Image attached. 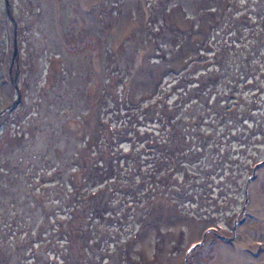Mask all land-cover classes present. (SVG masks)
Here are the masks:
<instances>
[{
  "label": "rangeland",
  "instance_id": "1",
  "mask_svg": "<svg viewBox=\"0 0 264 264\" xmlns=\"http://www.w3.org/2000/svg\"><path fill=\"white\" fill-rule=\"evenodd\" d=\"M225 3V0H221L215 7L202 10L205 17L201 16V11L199 21L195 24L192 23L191 15L179 4L166 10L163 19L167 22L191 28L188 35H192L191 44L187 46L192 48L184 52L183 60L180 61L179 56H171L183 50L182 43L188 36L173 53L165 57L158 56L154 40L146 32L149 27V0H12V11L17 21V82L21 99L8 112L0 114V146L3 144V150L0 149V156L3 157L0 163V208L1 217L7 218L13 228L11 235H16L17 231L24 228L22 218L15 214V194L23 192L29 198L28 209L37 203L35 197L38 195L44 199L45 210L49 213L40 210L36 215L25 217L33 220L35 232L19 236L24 241L36 239L35 245L39 251L42 249L41 244L47 240L48 227L52 225L54 231L57 228L55 225L66 222L71 230L73 245L69 262L86 263L82 248L91 227V201L97 199L93 194L98 189L92 181L97 166L109 159L108 126L105 121H108L111 110L108 103L110 92L118 99L128 97L136 103L154 94L156 86L169 80L174 70L188 58L194 57L201 64L212 60L213 52L221 46V38L211 28L208 29V25ZM206 40L214 44L209 51L202 46ZM8 47L4 0H0V108L8 99L16 96V88L10 83L7 72ZM169 57L172 59L165 61ZM116 67L120 71H115ZM39 84H52L51 97L67 96L83 108L77 107L82 111L79 110L80 114L76 116H71L66 110L62 117L56 116L54 121L48 122L38 132L39 140L32 143V149L35 148L41 154L33 157V167L37 171V175L32 177L33 182L51 176L56 183L37 185L44 187L35 188L34 193L32 184L23 182L24 179L20 180L17 176L20 164L17 156L20 155L16 146L25 134L28 136L36 129L33 116L37 110ZM257 105L259 108L255 107L256 111L264 119L263 100L258 99ZM12 111L25 126L14 123ZM76 111L78 109H71V114ZM65 133H70V136L73 134L77 142L78 137H81L80 143L74 147V165L66 170V174L71 177L67 187L64 156L68 153L69 136L65 138ZM123 136L119 131L114 134V146L116 140ZM120 141L127 148V140ZM263 155L264 141L260 143L256 156H241L240 160L232 161L230 165L226 162V172L223 174L221 168L217 167L211 184L183 206L167 196H154L147 219L126 234L124 252L98 264H210L216 259L220 246L234 247V257L240 259L238 264H264V162L257 167L256 176L248 178L252 164ZM25 158L27 160L29 157ZM241 160L245 162L241 163ZM59 163L62 166L60 171L55 169ZM238 164L243 179L240 184H234L231 173L234 175L238 172ZM12 176L20 181L11 191L8 186ZM53 190L57 194L54 199L51 198ZM100 193L96 195L101 197L103 193ZM69 202H74V205L66 215L65 206ZM243 223L244 227L241 228ZM206 224L211 228L205 232L201 242L185 255L187 247L199 239ZM239 237L247 245L238 244ZM58 244L65 246V240ZM241 245L249 250L247 255L243 256L238 250Z\"/></svg>",
  "mask_w": 264,
  "mask_h": 264
},
{
  "label": "trees",
  "instance_id": "2",
  "mask_svg": "<svg viewBox=\"0 0 264 264\" xmlns=\"http://www.w3.org/2000/svg\"><path fill=\"white\" fill-rule=\"evenodd\" d=\"M155 1L149 0L146 32L155 42L156 54L165 57L173 53L191 31V28L163 19L166 10L179 4L195 24L202 10L215 7L221 0H158L156 4ZM225 1L208 25V29L221 38V46L213 52L212 60L201 64L194 57L188 58L174 70L169 80L156 86L154 94L136 103L128 97L118 99L110 92L111 101L108 103L111 110L108 121H105L109 159L97 166L92 181L98 189L93 194L97 199L91 201V227L82 248L86 263L98 264L123 253L126 234L147 219L154 196H167L183 206L211 184L217 167L223 174L226 162L230 165L241 156H256L260 143L264 141V119L255 108H259V99L263 100L264 110V0ZM202 46L209 51L214 44L206 40ZM105 67L108 68L107 64ZM114 70L120 71L118 67ZM52 87V84H39L37 110L33 116L36 129L28 136L25 134L16 146L21 164L17 176L32 184L34 193L35 188L44 187L37 185L56 183L53 177L47 179L44 175L33 182L32 177L37 175L33 157L41 154L32 149V143L39 140L38 132L56 116L62 117L66 110L76 116L81 110L77 107L83 108L67 96L51 97ZM71 109L78 111L71 114ZM11 114L15 117L14 123L26 125L22 119L16 118L14 111ZM117 131L124 134L120 140H127V148L120 144V140H116L114 146L112 138ZM67 135L65 187L71 178L66 170L74 165V147L81 141V137L77 142L73 134V138L70 133H65V138ZM0 149L3 150V144ZM25 156L29 158L26 160ZM2 159L0 156V163ZM61 168L60 164L55 169L60 171ZM236 168L238 172L231 173L232 182L240 184L243 175L239 164ZM17 179L12 176L9 181L11 191L20 181ZM100 192L103 193L101 197L96 195ZM55 193L53 190L52 199L57 197ZM35 198L37 203L28 209L29 198L23 192L15 194V214L22 218L24 227L16 235H11L13 228L7 218L1 217L0 208V264H70L73 245L66 222L55 225L54 231L52 225L48 227L47 240L40 243L42 249L39 251L36 239L24 241L19 236L35 232L33 220L25 217L45 210L44 199L38 195ZM71 204L65 206L66 215L74 202ZM63 240L65 246H59ZM4 253L8 255L4 256Z\"/></svg>",
  "mask_w": 264,
  "mask_h": 264
},
{
  "label": "water",
  "instance_id": "3",
  "mask_svg": "<svg viewBox=\"0 0 264 264\" xmlns=\"http://www.w3.org/2000/svg\"><path fill=\"white\" fill-rule=\"evenodd\" d=\"M201 16L205 17L204 11L201 12ZM4 17H5L6 24H7L8 45H9L8 47L9 50H8V55H7L9 69L7 70V68H5V70H7L8 72L10 83L14 85L16 88V96L14 98H10L7 100L5 105H3L0 108V114L8 112V110L12 108L21 99V90L17 82V74L19 71V45H18V39H17V21L12 11V0H4ZM195 32L196 30L193 31L192 34ZM191 37L192 35L188 36L186 40L182 43L183 50L177 52V54L171 57L175 58L176 56H179L180 61H182L183 55H185L184 52L192 48V47L189 48L187 46L191 44ZM171 57L165 59V61L171 60L172 59ZM263 162H264V155L261 159L254 161V163L252 164V172L251 174H249L248 178L252 176H256L257 167H259ZM210 228L211 226L209 224H206L205 226H203L202 231H201V236L199 237L198 240H195L194 242H192L191 245L187 247L185 255H187L186 254L187 251L192 249L197 243L201 242L202 238L205 235V232L209 230ZM186 260H187V257L185 256V263H186Z\"/></svg>",
  "mask_w": 264,
  "mask_h": 264
},
{
  "label": "bare ground",
  "instance_id": "4",
  "mask_svg": "<svg viewBox=\"0 0 264 264\" xmlns=\"http://www.w3.org/2000/svg\"><path fill=\"white\" fill-rule=\"evenodd\" d=\"M6 76V75H5ZM255 197V196H254ZM257 197V196H256ZM255 199V198H254ZM253 199V200H254ZM258 201V200H257ZM260 203H261V201H260ZM255 205V204H254ZM256 206V205H255ZM258 206V205H257ZM245 207V206H244ZM257 209H260V208H257ZM256 212H258V211H256ZM260 212V211H259ZM258 212V213H259ZM247 218V217H246ZM249 218V217H248ZM248 220V219H247ZM246 220V221H247ZM251 220V219H250ZM253 220V219H252ZM252 222V221H251ZM248 226V225H247ZM241 228H243L244 227V223L240 226ZM246 229H248V228H246ZM251 229V228H250ZM252 230V229H251ZM241 231V230H240ZM254 232H256L255 230H254ZM260 232H262V231H260ZM253 233V231H251V234ZM253 235H255V234H253ZM261 235V234H260ZM263 236V235H262ZM252 238H253V236H251ZM255 237H256V235H255ZM246 239V238H245ZM248 239V238H247ZM251 239V238H250ZM237 241H238V244L239 243H241V244H243V243H245L246 244V241H244V240H241L240 239V237L237 239ZM252 244V243H251ZM247 245V244H246ZM234 248V247H233ZM233 248L231 247V246H220V248L218 249V255H217V257H216V259L212 262V263H210V264H238V261L240 260L239 258H238V260H237V258L236 257H234V255H235V251L233 250ZM238 247H236L235 248V250L237 249ZM243 248V249H242ZM233 250V252H232V250ZM238 250L239 251H241V253L243 254V256L244 255H247V253L249 252V250L247 251L246 249H245V247L243 246V245H241V249H240V246H239V248H238ZM239 251H237V252H239ZM233 253V254H232ZM238 254H240V253H238ZM239 256V255H238ZM256 257V256H255Z\"/></svg>",
  "mask_w": 264,
  "mask_h": 264
}]
</instances>
